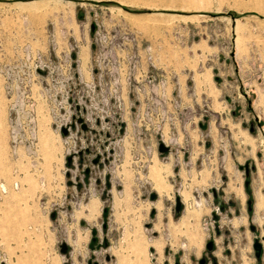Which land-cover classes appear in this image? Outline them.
I'll return each instance as SVG.
<instances>
[{
	"label": "rangeland",
	"instance_id": "374dc122",
	"mask_svg": "<svg viewBox=\"0 0 264 264\" xmlns=\"http://www.w3.org/2000/svg\"><path fill=\"white\" fill-rule=\"evenodd\" d=\"M250 225L264 0H0V264H254Z\"/></svg>",
	"mask_w": 264,
	"mask_h": 264
},
{
	"label": "built area",
	"instance_id": "2783aa9c",
	"mask_svg": "<svg viewBox=\"0 0 264 264\" xmlns=\"http://www.w3.org/2000/svg\"><path fill=\"white\" fill-rule=\"evenodd\" d=\"M100 78L101 76H99V82H98V86L100 87ZM117 81L114 80L113 83H116ZM158 87V85H157ZM94 88V86H93ZM109 100L108 98L106 99H102V108L100 109V114L98 117V120L100 121H105L106 123H111V122H115L116 119L115 117L117 116V111H112V107L109 106ZM86 101L85 100H80L78 101L76 107H77V111L79 113V117H77L76 115L74 116V121H76V123H78L80 126H84V130H90L89 124L90 122H92L93 120L97 119L95 118V112L98 114L97 109L94 108V110H89L86 107ZM140 110V109H139ZM138 115V114H137ZM139 117V115H138ZM110 127V126H109ZM74 128V125H71L67 128L68 132ZM170 142H172V139L170 140ZM171 144V143H170ZM162 145L164 147H166L169 150V145L165 144V140H161L159 143V146ZM73 154H77V151L73 150Z\"/></svg>",
	"mask_w": 264,
	"mask_h": 264
},
{
	"label": "flooded vegetation",
	"instance_id": "af4514ba",
	"mask_svg": "<svg viewBox=\"0 0 264 264\" xmlns=\"http://www.w3.org/2000/svg\"><path fill=\"white\" fill-rule=\"evenodd\" d=\"M167 152H168V149H167ZM161 154H164V153H161ZM244 170H245V177H246L245 179H247L249 176L247 167H245ZM244 190H245V193L248 196H250V192L248 189V181H246V180L244 183ZM247 210H248L249 214L252 211V202L250 200L247 201ZM249 230L251 231V233L257 234V236L253 238V242L251 245V248L253 250L254 264H264V234H261L259 227H255L253 225L249 226ZM212 247H213V245H212ZM212 247H211V249H212ZM210 250H208V251H210ZM200 264H206V262L204 260H201Z\"/></svg>",
	"mask_w": 264,
	"mask_h": 264
},
{
	"label": "water",
	"instance_id": "95a60500",
	"mask_svg": "<svg viewBox=\"0 0 264 264\" xmlns=\"http://www.w3.org/2000/svg\"><path fill=\"white\" fill-rule=\"evenodd\" d=\"M63 133H65V131H63ZM159 152H160V153H166V152H167V148H165L164 146L160 145V146H159ZM151 198L153 199V198H154V195H152ZM180 206H181L180 201H179V199H177V200H176V210H179V209H180ZM211 247H212V243L209 242V243L206 245V248H207L208 250H210ZM65 249H66L65 245H63V246H62V252H64Z\"/></svg>",
	"mask_w": 264,
	"mask_h": 264
},
{
	"label": "bare ground",
	"instance_id": "6f19581e",
	"mask_svg": "<svg viewBox=\"0 0 264 264\" xmlns=\"http://www.w3.org/2000/svg\"><path fill=\"white\" fill-rule=\"evenodd\" d=\"M156 187L158 188V189H164L165 188V186H163L161 183H159V181H157L156 182ZM160 250V249H159ZM124 262V261H123ZM135 263L137 262V259L135 258V261H134ZM126 263V262H125Z\"/></svg>",
	"mask_w": 264,
	"mask_h": 264
}]
</instances>
